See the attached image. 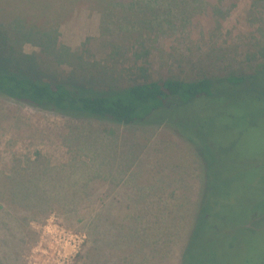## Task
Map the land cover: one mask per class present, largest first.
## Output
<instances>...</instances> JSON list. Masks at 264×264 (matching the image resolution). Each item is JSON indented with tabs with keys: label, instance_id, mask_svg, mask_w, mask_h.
<instances>
[{
	"label": "rangeland",
	"instance_id": "rangeland-1",
	"mask_svg": "<svg viewBox=\"0 0 264 264\" xmlns=\"http://www.w3.org/2000/svg\"><path fill=\"white\" fill-rule=\"evenodd\" d=\"M176 2L191 10L182 16ZM104 4L102 0L101 5L96 0H0L1 32L4 38L9 27L5 23L17 17H26V22L33 21L39 28L55 26L56 46L70 52L67 61L56 62L55 56L41 53L42 48L29 41L19 47L21 52H34L46 67L55 66L53 76L60 82L88 68L98 74L88 86L100 92L145 78L252 76L256 67L264 64V0H170L165 10L170 16L175 14L172 20L177 27L157 25L156 38L154 32L144 30L150 40L146 47L152 48L146 58H140L145 75L137 73L143 66L132 45L137 33H127L128 27L119 19L111 32L105 31L100 13ZM10 25L14 28L19 23L11 21ZM83 51V57H78ZM262 78L257 87L264 93V75ZM255 103L253 111L259 113L262 107ZM240 109H228L215 101L189 108L186 118L197 112L194 119L200 125L175 126L190 129L185 133L196 142L193 146L163 124L133 127L71 118L0 96V175L5 178H0V183L8 185L14 168L22 178L32 172L39 179L35 189L43 204L47 186L66 192L74 189L73 182L78 186L86 176L103 170L110 173L92 183L93 199L85 200L80 216L49 198L47 209L39 203L22 205V209L7 200L0 202V254L7 250L0 264H88V260L94 264H119L122 260L130 264H181L196 222L194 212L206 189L210 191L207 198L213 199L206 220L211 223L213 219L215 224L212 231L211 227L204 229L211 234L210 240L204 238V254L215 253L225 264H263L264 234L252 237L239 229L247 222L249 209H264V115H256L253 122L258 124L240 133L242 129L235 126L243 127L244 122H233L236 125L230 124L231 129L225 124L226 113L239 115ZM222 124L227 129L219 131ZM234 140L238 143L234 151L224 152L223 147L231 148ZM198 147L206 157L194 151ZM45 169L63 181L47 183L48 178L39 173ZM228 188L229 197H223ZM136 210H142L139 226L146 238L143 246L139 248L137 243V230L121 248L119 243L116 250L106 251L105 258H91L96 244L90 233L91 220H117L122 214H137ZM11 212L16 217L13 221Z\"/></svg>",
	"mask_w": 264,
	"mask_h": 264
},
{
	"label": "trees",
	"instance_id": "trees-1",
	"mask_svg": "<svg viewBox=\"0 0 264 264\" xmlns=\"http://www.w3.org/2000/svg\"><path fill=\"white\" fill-rule=\"evenodd\" d=\"M96 1L101 5V0ZM102 1L105 4L104 10L100 12L101 25L105 31L111 32L110 29L114 28L115 20L119 19L124 22L123 26L128 27L127 30L123 27L127 33H137L135 42L132 44L135 49L138 48V50L133 49L136 58H146L152 49L151 47H146V44L150 43V40L145 38L147 32L144 30L154 32L156 38V35L159 34L158 30L155 31L157 25L160 24L161 27L170 29L177 27L175 20H172L176 19L174 17L175 14L170 16L166 12L167 10H165L170 0ZM34 2L35 0H33ZM179 2L182 3L181 1ZM179 2H176V4H179V10L182 16H184L191 8ZM160 6L162 7L160 8ZM119 11L126 12L127 14L121 15ZM106 12L110 14L104 16ZM11 21L18 22L19 26L12 28L10 25ZM11 21L5 23L9 27L7 29L8 33H5L4 38L0 23L1 97L12 99L35 109L71 118L86 117L133 127L163 124V126L173 129L185 142L193 146L197 145L196 142L185 133L186 130L188 131L190 129H184L185 131L182 129L179 130L175 125L185 127H197V125H200V122L194 119L197 112L186 118L188 109L194 107L195 104L215 101L219 105L222 103L228 109H231V107H235V109L240 107L241 113L239 115L229 112L226 113L225 123L231 129L232 126L230 127V124L236 125L233 122H244L243 127L241 125L240 127L235 126L237 129L241 128L243 130H239L240 133L252 129L258 124L253 122L256 115H264V93L259 91L260 88L257 87V84L262 81L261 78L264 75V64H259L252 76L230 74L224 77H203L194 80H182L171 77L156 80H148L145 78L140 82L125 87L100 92L88 86L92 84L90 81L97 79L98 76V74L90 73L88 68L83 67V71L79 76H71L60 82L55 80L53 76L52 69H55V66L46 67L44 65L46 62H40L38 54L34 52L31 54H23L21 52L19 47L22 43L29 41L39 45L42 48L41 53L52 57L55 56L53 59L56 62L67 61L70 52L65 47L56 46L55 36L57 32L55 26L39 28L33 21L26 22V17H17ZM115 52L119 53L117 50ZM84 53L83 51L78 57H83ZM144 65L143 63V66L138 68L137 73L146 74ZM255 102L259 103L262 107L259 113L253 111L254 108L252 106L256 104ZM218 108L220 106L215 109ZM189 113H192L191 109ZM217 117L215 118L216 123L219 121ZM255 120L259 121L258 118ZM227 125H220L218 130L227 129ZM196 135L200 138L199 133ZM232 136L235 138L234 133ZM239 140L237 141L239 142ZM236 145L238 143L235 144L234 140L230 144L231 148L223 147L224 152L230 150L233 152V148ZM194 151H197L198 155L203 154L206 157L203 148L202 151H200L199 147ZM258 166L261 169L264 168L263 165V168L260 165ZM39 173L44 174L48 178L47 183L59 184V182L63 181V177L55 178L53 176L54 173L49 169H45V171ZM107 173L110 175L109 172L103 170L86 176L83 178V181L78 182V186H76V182H73L74 189H66V192H63V189H51L47 186L46 201L42 204V198L35 189L36 181L39 180L36 174L31 172L28 177L22 178V173L17 168H14L11 175H9L10 177H8V185L7 183H0V202L2 203V201L7 200L15 203L22 209V205L28 207L39 203L42 204L43 209H47L50 206L48 205L49 198L60 201L64 207L62 209L80 216L85 210L83 209L85 200L92 201L93 199L94 193L90 190L92 183L103 178ZM0 178L5 179L1 175ZM82 184L85 186L81 187ZM229 194L230 188L223 194V197H229ZM209 195L210 191L208 189L204 193H201L197 210L194 212V214L196 213V222L190 229L188 243L182 253L181 264H225L219 261L217 254L214 253L207 256L203 252L205 236L207 240H210L209 237H211V234L209 235V232L206 233L204 229L206 227L210 229L211 227L210 230L212 231V224H215L213 219L209 223L205 216L212 209L210 205L213 203V199L207 198ZM226 204L232 207L230 202ZM174 205L176 204H171V207ZM228 206L225 205V207ZM172 210L174 212V209ZM263 211L264 209L260 211L257 208L249 209L247 222L239 230H244V234H250L249 236L252 235V237L264 234ZM14 212L16 211L14 210ZM135 212L137 214L132 213L129 215L127 213L128 216L122 214L117 220L111 219L108 221L105 217H103L102 221L98 219V222L91 220L93 228L90 233L96 242L94 254L91 258L93 256L97 260H99V257L105 258L106 251L116 250L114 246L115 244L119 246V243L121 248L124 241L127 240L128 242L130 240L129 234L133 232L137 233V230L140 231L136 234L138 236L136 238L137 243L140 245L139 248L143 246L146 238L139 226L142 210H136ZM15 219L14 213L11 212V220L13 221ZM98 235H101V239L106 243H101ZM212 235L214 236V234ZM158 239L154 240L153 246ZM238 241L240 245V238H238ZM132 246L135 247L134 245ZM234 246L236 247L238 245L235 244ZM5 252H7L6 249L0 254V258ZM88 258H90L89 254ZM88 261V264H94L92 261ZM119 264H130V262L122 260Z\"/></svg>",
	"mask_w": 264,
	"mask_h": 264
}]
</instances>
